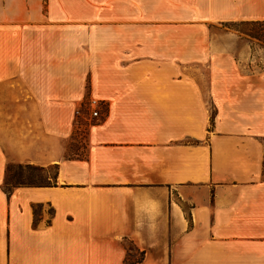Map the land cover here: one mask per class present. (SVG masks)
Returning a JSON list of instances; mask_svg holds the SVG:
<instances>
[{"label": "crops", "instance_id": "1", "mask_svg": "<svg viewBox=\"0 0 264 264\" xmlns=\"http://www.w3.org/2000/svg\"><path fill=\"white\" fill-rule=\"evenodd\" d=\"M258 20L264 0H0V264H264V53L223 29ZM10 162L56 166L8 195Z\"/></svg>", "mask_w": 264, "mask_h": 264}, {"label": "rangeland", "instance_id": "2", "mask_svg": "<svg viewBox=\"0 0 264 264\" xmlns=\"http://www.w3.org/2000/svg\"><path fill=\"white\" fill-rule=\"evenodd\" d=\"M224 30H232L237 35L245 37L251 41L252 47L262 48L264 53V20L258 21H235L229 22L224 27ZM212 31L218 32L219 28L214 26ZM92 104L83 102L79 107L75 121L74 131L72 137L65 141L66 153L71 156L84 154L86 151V132L90 121L98 118L97 115L92 113ZM98 113H103L104 108L97 106ZM9 171L6 174V186L10 187L12 183H40L47 181V176L54 175L55 167L48 166L45 171L40 169L39 166L30 163H17L10 162ZM51 180V178H48Z\"/></svg>", "mask_w": 264, "mask_h": 264}, {"label": "trees", "instance_id": "3", "mask_svg": "<svg viewBox=\"0 0 264 264\" xmlns=\"http://www.w3.org/2000/svg\"><path fill=\"white\" fill-rule=\"evenodd\" d=\"M83 155H84V154H81V155H75V156H83ZM54 166H56V165H54ZM39 168L41 169V167H39ZM9 169H10V167H9V165H7L6 170H5L4 180H3V182H2V187H3V189L6 191V193H7L8 195L10 194V191L12 190V188H13L15 185H17V184L12 183L10 187H7V186H6V174L8 173Z\"/></svg>", "mask_w": 264, "mask_h": 264}, {"label": "built area", "instance_id": "4", "mask_svg": "<svg viewBox=\"0 0 264 264\" xmlns=\"http://www.w3.org/2000/svg\"><path fill=\"white\" fill-rule=\"evenodd\" d=\"M89 103L90 104H92V113L94 114V115H98V109H97V101L95 100V99H91V100H89Z\"/></svg>", "mask_w": 264, "mask_h": 264}]
</instances>
